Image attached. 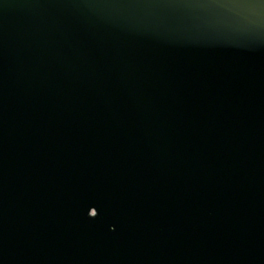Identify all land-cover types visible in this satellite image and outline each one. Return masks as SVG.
I'll return each mask as SVG.
<instances>
[{
	"label": "water",
	"instance_id": "water-1",
	"mask_svg": "<svg viewBox=\"0 0 264 264\" xmlns=\"http://www.w3.org/2000/svg\"><path fill=\"white\" fill-rule=\"evenodd\" d=\"M0 264H264V0H0Z\"/></svg>",
	"mask_w": 264,
	"mask_h": 264
}]
</instances>
